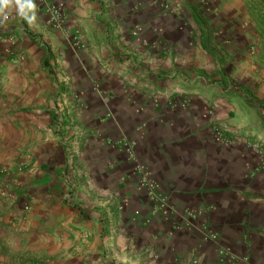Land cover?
<instances>
[{
  "label": "crops",
  "instance_id": "1",
  "mask_svg": "<svg viewBox=\"0 0 264 264\" xmlns=\"http://www.w3.org/2000/svg\"><path fill=\"white\" fill-rule=\"evenodd\" d=\"M6 2L0 264H264V120L206 36L228 12Z\"/></svg>",
  "mask_w": 264,
  "mask_h": 264
},
{
  "label": "rangeland",
  "instance_id": "2",
  "mask_svg": "<svg viewBox=\"0 0 264 264\" xmlns=\"http://www.w3.org/2000/svg\"><path fill=\"white\" fill-rule=\"evenodd\" d=\"M209 2L213 12H228L227 29L216 31L213 26L210 33H207L209 45L217 48V58L223 65L222 69L225 67V72L230 78L233 77L237 87L245 94L255 93L254 103L261 110L264 120V41L260 25L264 20V0ZM230 83L228 85H235Z\"/></svg>",
  "mask_w": 264,
  "mask_h": 264
},
{
  "label": "built area",
  "instance_id": "3",
  "mask_svg": "<svg viewBox=\"0 0 264 264\" xmlns=\"http://www.w3.org/2000/svg\"><path fill=\"white\" fill-rule=\"evenodd\" d=\"M52 13L55 18L59 19L60 12L56 10V8L52 9ZM1 172L5 173L6 169H1ZM140 172H141V181H140L141 187L147 189L150 200L152 201V203L154 204L157 210H165L169 206L168 199L162 194H160L157 183L150 178V175L146 172V170L141 169ZM220 254L221 256H225V257H230V258L234 257V255H232V253L228 251H221Z\"/></svg>",
  "mask_w": 264,
  "mask_h": 264
},
{
  "label": "clouds",
  "instance_id": "4",
  "mask_svg": "<svg viewBox=\"0 0 264 264\" xmlns=\"http://www.w3.org/2000/svg\"><path fill=\"white\" fill-rule=\"evenodd\" d=\"M0 4H3V7H8L6 0H0ZM32 7H33V5H32Z\"/></svg>",
  "mask_w": 264,
  "mask_h": 264
},
{
  "label": "trees",
  "instance_id": "5",
  "mask_svg": "<svg viewBox=\"0 0 264 264\" xmlns=\"http://www.w3.org/2000/svg\"><path fill=\"white\" fill-rule=\"evenodd\" d=\"M261 27H262V37H263V41H264V20H263V23H260Z\"/></svg>",
  "mask_w": 264,
  "mask_h": 264
}]
</instances>
